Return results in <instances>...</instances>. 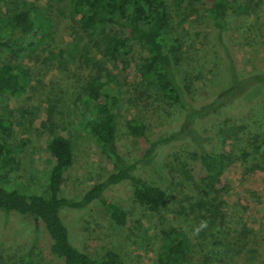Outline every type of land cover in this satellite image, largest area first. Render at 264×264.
<instances>
[{
	"label": "rangeland",
	"instance_id": "obj_1",
	"mask_svg": "<svg viewBox=\"0 0 264 264\" xmlns=\"http://www.w3.org/2000/svg\"><path fill=\"white\" fill-rule=\"evenodd\" d=\"M27 1L43 15L45 36L38 33L25 48L0 55V67L18 68L27 81L19 95L0 99V138L15 147L20 163L13 173L2 176L0 183L20 186L22 191L24 183L29 191L43 192L52 161L45 144L52 134H58L71 141L73 157L59 195L77 200L111 173L110 163L100 156L80 123L84 105L79 90L94 70L100 66L104 75L110 74L106 82L115 83L123 92L114 134L120 153L129 161L142 156L147 144L127 133V121L143 124L151 137L181 112L139 80L140 45L131 46L123 63L115 67L105 64L103 46L122 32L120 29L103 25L80 30L69 18L64 0ZM189 1L163 0L170 12L169 36L182 46L176 74L180 84L190 85L195 93L217 89V84L222 87L228 81H218V56L206 39L204 6ZM244 3L247 14L231 15V42L240 72L264 65V0ZM6 7L7 0H0V14ZM75 42L80 51L74 58L55 59L59 51ZM204 132L213 135V148L220 152L224 166L219 183L209 194V198H216L214 207L204 204L203 175L193 147L185 143L165 151L160 158L144 159L134 172L140 180L165 192L164 205L158 209L141 206L129 185L106 193L109 201L124 210L123 225L115 224L99 202L82 210L63 209L60 218L72 245L93 259L111 253L117 256L118 264H153L158 247L176 232L191 247L183 264H194L202 255L210 258V264H250L253 254L249 247L264 239V95L244 117L211 121ZM224 184L227 192L216 193ZM17 216L0 211V264L24 260L30 243L35 244L33 264H61L50 255L49 240L41 226Z\"/></svg>",
	"mask_w": 264,
	"mask_h": 264
},
{
	"label": "trees",
	"instance_id": "obj_2",
	"mask_svg": "<svg viewBox=\"0 0 264 264\" xmlns=\"http://www.w3.org/2000/svg\"><path fill=\"white\" fill-rule=\"evenodd\" d=\"M244 2L245 0L188 2L204 6L203 18L208 29L206 39L216 48L218 56V81H228L222 87L217 84V89L201 86L204 89L195 93L190 85L184 86L178 80L175 69L180 61L182 46L177 38L169 36L170 12L163 0H64L63 5L69 18L80 30H93L109 25L122 31L113 35L110 42L103 46L102 57L106 65L115 67L123 63L131 46L140 45L143 56L137 69L139 80L164 101L177 106L181 114L171 120L167 128H162L151 137L143 124L127 121V133L143 139L147 144L142 156L129 161L120 153L114 134L116 111L123 92L115 83L106 82L110 74L104 75L99 66L79 90L84 105L80 123L85 134L94 140L100 156L110 163L111 173L83 191L77 200L61 197L59 193L62 179L73 161L72 143L68 138L52 134L45 144L52 155L45 175L46 189L36 193L29 191L26 184L22 183L21 186L27 192L19 190L20 186L0 183V211L5 216L14 213L19 219H28L40 225L48 237L50 255L61 264H118L114 254L108 253L103 258L93 259L73 246L60 212L63 209L82 210L99 202L111 213L115 224L123 225L124 210L106 197V193L121 185L132 187V194L141 206L150 210L158 209L164 205L165 192L140 180L134 172L144 159L160 158L165 151L185 143L193 147L195 160L203 175L201 191L204 204L214 207L216 198H209V194L219 183L224 166L220 152L213 148V135L204 132V129L214 120L226 122L232 118L244 117L264 95V65L242 72L236 68L231 42V15L247 14ZM44 22L43 15L30 1L7 0V7L0 14V55L3 51L7 53L13 49L25 48L38 33L44 37ZM79 51L75 42L67 50L64 48L59 51L55 59L74 58ZM84 62L89 64L86 58ZM104 70L107 72L108 69ZM26 84L25 75L18 68L7 65L0 67V99L10 100L19 95ZM24 144L22 142L21 146ZM262 145L264 147V142ZM14 148L0 138V178L13 173L20 164ZM226 186L227 184L221 186L216 193L225 194ZM190 249L180 234L174 232L166 243L158 247L153 264H183L191 253ZM34 251L35 244L30 243L25 259L16 264H33ZM249 253L253 254L250 264H264V239L249 247ZM194 264H210V258L207 255L199 256Z\"/></svg>",
	"mask_w": 264,
	"mask_h": 264
}]
</instances>
